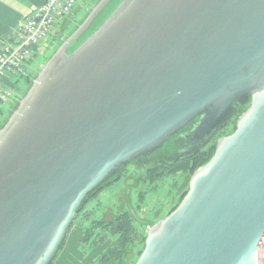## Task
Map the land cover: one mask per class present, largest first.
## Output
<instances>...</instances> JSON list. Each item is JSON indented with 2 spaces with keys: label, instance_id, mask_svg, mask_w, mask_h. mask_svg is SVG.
Here are the masks:
<instances>
[{
  "label": "water",
  "instance_id": "95a60500",
  "mask_svg": "<svg viewBox=\"0 0 264 264\" xmlns=\"http://www.w3.org/2000/svg\"><path fill=\"white\" fill-rule=\"evenodd\" d=\"M112 1L89 6L0 126V264H53L88 196L177 133L195 145L178 157L203 148L236 104L134 264H259L264 0H120L90 29Z\"/></svg>",
  "mask_w": 264,
  "mask_h": 264
},
{
  "label": "rangeland",
  "instance_id": "374dc122",
  "mask_svg": "<svg viewBox=\"0 0 264 264\" xmlns=\"http://www.w3.org/2000/svg\"><path fill=\"white\" fill-rule=\"evenodd\" d=\"M95 1L96 0H76L72 13L63 19L58 20L46 34L41 36L36 41L35 45L39 48V50L31 57L28 64L31 77L40 70L46 59L58 45V40L55 38V34L59 33L65 37L73 29L75 24L83 18L89 9V6ZM117 2L118 0H115L113 6ZM93 28H95V26ZM15 82L14 80L12 81V83H15V85L17 84L20 87V90H18V93L16 94L17 99L15 98V93L17 91L16 88L11 87L8 83H3L4 87L9 92V96L1 107L2 113H0V124L4 122L16 101L22 95L23 90L25 91L27 89V83L23 76H19ZM166 145H169V143ZM158 155L159 150L146 155L143 157L142 161H135L133 163L126 164L120 169L121 171H123L124 168L126 170L125 174L119 180L113 181V183L103 187L92 199H90L85 206V211L88 212L89 219L83 220L82 222L79 220L73 222L68 232L65 244L59 251L53 264H60L62 259L67 256L68 253L84 256L88 255L89 249L86 251H83V248L78 249V242L75 243V238H77L82 232V227H86V225H88L93 219L102 218L104 220H108L117 212L125 209L132 215L135 214L138 218H153L155 222L167 215L173 206L178 203L181 193L188 188L189 174L182 173L170 175L154 183L141 181L137 186L133 181L137 175L142 173V166L140 165L143 163H148V165H150L155 162L156 158L159 157ZM140 191H145V196L142 201L139 198ZM79 224H81L82 227ZM150 226L151 225L139 228L140 232H138L139 235L137 239L139 243H137V247L141 246L140 240L142 241L143 238L146 237ZM109 240L111 241V238L106 239V241ZM84 246L86 247V245ZM96 249L97 251H100L99 248ZM74 263L79 264L78 261H75Z\"/></svg>",
  "mask_w": 264,
  "mask_h": 264
},
{
  "label": "trees",
  "instance_id": "16d2710c",
  "mask_svg": "<svg viewBox=\"0 0 264 264\" xmlns=\"http://www.w3.org/2000/svg\"><path fill=\"white\" fill-rule=\"evenodd\" d=\"M119 1L120 0H118V2ZM115 5L113 7H115ZM112 9L108 11L103 19L112 11ZM87 35L88 34L80 38L78 42L71 47L70 51L75 48ZM55 38L58 40L59 44L64 37L61 34L57 33ZM30 77L31 76H26L27 85L30 81ZM245 109L246 104H236L234 109L235 114L226 124V126L223 127L206 146L200 148L199 150L193 151L187 156H177L175 150L179 144V139L176 137L177 134L172 136L166 143H169V145L165 144L162 148L158 149L159 157L156 158L155 162L151 163L150 165H148V163H143L140 165L142 166V173L134 178V184L137 186L141 181H149L154 183L170 175H177L182 173H188L190 180L194 171L201 165L205 164L213 155L216 148L217 139L221 136L230 134L234 130L237 118ZM2 124L3 123H1L0 126ZM143 157L145 156H142L141 158H138L130 163H133L135 161H142ZM125 170V168L123 171L120 170V172L114 175V177H112L106 184H103L100 189L113 183V181L119 180L125 174ZM99 190H96L94 193L87 197L85 203L77 212L74 221L79 220L80 222H82L83 220L89 219V214L87 211H85V206ZM187 190L188 188L183 193H181L178 203L173 206V208L167 213V215L177 207V205L187 193ZM144 196L145 191H140L139 198L141 201L144 199ZM156 222L153 218H138L135 216V214L132 215L126 209L121 210L108 220H104L102 218L93 219L84 228L81 224H79L82 227V235L79 243L83 246L86 245L87 250L89 249L88 251L98 245L102 246L106 244L103 250L99 253L98 257L94 259L91 264H134L137 257L141 253L145 242V238H143L142 241L140 240L141 246L137 247V243H139V241H137L139 235L138 232H140L139 228L147 227L148 225L153 226ZM107 238H111V241H106Z\"/></svg>",
  "mask_w": 264,
  "mask_h": 264
},
{
  "label": "built area",
  "instance_id": "2783aa9c",
  "mask_svg": "<svg viewBox=\"0 0 264 264\" xmlns=\"http://www.w3.org/2000/svg\"><path fill=\"white\" fill-rule=\"evenodd\" d=\"M76 0H38L19 27L15 43L3 41L0 45V110L9 96L4 87L8 74L26 75L25 61L38 49L36 41L58 21L72 13ZM259 264H264V239L258 251Z\"/></svg>",
  "mask_w": 264,
  "mask_h": 264
},
{
  "label": "crops",
  "instance_id": "0c3cea01",
  "mask_svg": "<svg viewBox=\"0 0 264 264\" xmlns=\"http://www.w3.org/2000/svg\"><path fill=\"white\" fill-rule=\"evenodd\" d=\"M37 4L38 0H0V45L3 41L12 44L18 40L21 21H23L24 17L28 13H30ZM56 35L57 33L55 34V36ZM38 50L39 48L36 51ZM35 52L25 61L23 65V68L27 73L26 75L8 74V77L5 80V83H8L11 85V87L16 88L17 91L15 93V98L17 97L16 94L18 93V90H20V87L17 84L15 85V81L19 78V76H23L25 78V81L26 76H31L28 64ZM13 80L15 83H12ZM0 113H2V110H0ZM81 235L82 232L77 238H75V243L78 242V249L83 248V251H86L87 247H82L83 245L81 246L79 243ZM104 247L105 246H97L91 249L90 251H88L87 256L68 253L67 256L62 259L60 264H75V261H78L79 264H91L94 259L98 257L99 253L103 250ZM96 248H99L100 251H97Z\"/></svg>",
  "mask_w": 264,
  "mask_h": 264
},
{
  "label": "flooded vegetation",
  "instance_id": "af4514ba",
  "mask_svg": "<svg viewBox=\"0 0 264 264\" xmlns=\"http://www.w3.org/2000/svg\"><path fill=\"white\" fill-rule=\"evenodd\" d=\"M115 2V0H113L107 7H106V9H104V11L102 12V14L95 20V22L93 23V25L91 26V28L90 29H92L94 26H96V24H98V22L108 13V11L111 9V7L113 6V3ZM231 120V119H230ZM229 120V121H230ZM178 139H179V144L178 145H180V149H182V150H185V149H189V148H191V147H193V146H195V145H192L191 147H190V145L188 144V143H186L185 141H181V137H179V133H177V136H176ZM196 142H198V141H196ZM196 142H192V144L193 143H196ZM179 149V150H180ZM186 151V150H185Z\"/></svg>",
  "mask_w": 264,
  "mask_h": 264
},
{
  "label": "bare ground",
  "instance_id": "6f19581e",
  "mask_svg": "<svg viewBox=\"0 0 264 264\" xmlns=\"http://www.w3.org/2000/svg\"><path fill=\"white\" fill-rule=\"evenodd\" d=\"M225 126H226V125H225ZM225 126H223V127H225ZM223 127H222V128H223ZM222 128H221V129H222ZM221 129H220V130H221ZM217 140H218V139H217Z\"/></svg>",
  "mask_w": 264,
  "mask_h": 264
}]
</instances>
